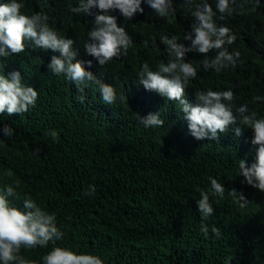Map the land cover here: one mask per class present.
<instances>
[{
	"label": "trees",
	"instance_id": "16d2710c",
	"mask_svg": "<svg viewBox=\"0 0 264 264\" xmlns=\"http://www.w3.org/2000/svg\"><path fill=\"white\" fill-rule=\"evenodd\" d=\"M18 2L26 15L46 14L48 22L74 41L78 59H90L83 37L98 12L73 13L79 0ZM206 2L216 11L217 0ZM141 7L143 13L132 20H125L118 10L109 13L132 39L121 57L125 58L96 71L97 79L115 89L112 105L103 102L94 82L86 81L80 92L65 83L62 74H53L48 64L58 54L51 50H44V55L36 52L32 59L19 54L9 59L10 64L23 63L24 84L38 97L27 113L0 114V129L5 125L13 129L11 137L0 133V190L19 181L20 199L9 198L10 205L23 211V199L30 196L55 214L63 232L55 244L21 248L19 255L30 264H43L53 247H61L97 256L103 264H248L251 259L264 264V193L241 184L229 141L191 144L179 104L139 84L144 64L155 71L169 59L161 37L176 36L187 46L183 36L194 18L184 0H173L175 12L168 17L158 16L143 0ZM233 7L231 16L221 20L217 12L214 19L239 33L240 65L220 73L205 71L202 61L214 57L215 51L208 57L187 53L186 62L196 67L197 76L189 80L185 98L195 104V93L231 90L234 114L247 105L259 113L258 119L264 118V0H236ZM226 48L230 53V46ZM0 64L4 66L0 74L10 73L7 59L5 64L0 57ZM90 69L86 64L85 70ZM149 113H159L164 124L145 128L138 115ZM51 131L57 133V141ZM210 177L224 186L225 194L222 199L210 195L214 211L202 221L197 189L209 192ZM90 186L94 193L84 195ZM231 188L249 197L246 207L228 195ZM202 223L207 236L200 230ZM214 227L220 230L219 237Z\"/></svg>",
	"mask_w": 264,
	"mask_h": 264
},
{
	"label": "clouds",
	"instance_id": "9594fccd",
	"mask_svg": "<svg viewBox=\"0 0 264 264\" xmlns=\"http://www.w3.org/2000/svg\"><path fill=\"white\" fill-rule=\"evenodd\" d=\"M141 2L142 0H79V6L71 9L73 13H99L95 15L87 36L83 37L86 41L85 55L90 56L87 61L78 59V50L73 48L74 41L48 22L46 14L26 15L21 12L24 5L18 0L0 2V57L5 64L7 59L9 66L6 64V67L10 68L7 75L0 74V114L20 115L35 107L38 92L24 84L27 80L25 66L23 63L10 64L9 59L13 54L32 59L36 52L44 55V50L58 54L53 55L48 64V69L53 74H62L64 82L80 92H83L81 87L86 81L94 82L99 86L103 102L112 105L117 100L115 89L97 79L96 71L125 58L121 57L132 46V39L123 27L118 26L117 17L109 13L118 10L125 20H132L135 14L143 13ZM143 2L160 17H168L175 12L173 0ZM184 3L194 18L190 31L183 36V41L188 42L187 46L184 42H178L176 36H162L161 41L166 46L165 52L169 59L166 64H159L155 71L144 64L138 74L139 84L146 91L155 92L166 100L179 104L187 123L191 144L217 143L227 139L239 165L238 175L243 177L241 184L264 193V118L258 119L259 113L247 105L237 108V114H234L231 107L234 94L231 90L195 93V104L189 103L185 98L189 80L197 76L196 67L191 62H186L187 53H199L208 57L209 53L215 51L214 57L202 61L205 71L213 69L220 73L230 66L240 65L237 49L239 33L235 28L230 30L218 25L214 19L217 12L221 20L225 15L231 16L236 11L233 7L236 0H217L216 11H213L206 0H184ZM226 45L230 46V53ZM86 64L91 67V72L85 70ZM0 67L4 66L0 64ZM79 99L83 103L84 97L80 96ZM120 99L123 100L124 97L121 96ZM138 119L145 128L161 127L164 124L159 113H149L143 117L138 115ZM0 133L11 137L13 129L5 125ZM51 136L54 141L59 139L55 131H51ZM34 152L38 153L39 149L36 148ZM209 179V192L197 189L201 197L197 201V210L202 221L207 220L214 211L210 195L222 199L225 194L221 183L214 178ZM18 187L19 181H16L14 186L6 185L0 190V264H30L19 255L21 248H43L50 242L55 244L63 238V232L57 227L55 214L44 211L30 196L23 199V211L10 205L9 198L20 199ZM94 191V186H90L84 195H90ZM228 195L242 208L250 202L249 197L239 188H231ZM200 230L207 236L206 225L202 223ZM212 231L219 237L218 228L214 227ZM43 264H103V261L90 254H76L69 249L53 247L43 257ZM248 264L257 263L251 259Z\"/></svg>",
	"mask_w": 264,
	"mask_h": 264
},
{
	"label": "bare ground",
	"instance_id": "6f19581e",
	"mask_svg": "<svg viewBox=\"0 0 264 264\" xmlns=\"http://www.w3.org/2000/svg\"><path fill=\"white\" fill-rule=\"evenodd\" d=\"M91 72V71H90ZM5 114V113H4ZM6 115V114H5ZM14 119V118H13ZM15 121V120H14ZM19 123V122H18ZM24 123H25V121H24ZM11 139V138H10ZM22 142V141H21ZM24 143V142H23ZM46 146V145H45ZM11 150V149H10ZM6 155V154H5ZM4 155V156H5ZM16 158V157H15ZM12 160V159H11ZM23 160V159H22ZM5 161V160H4ZM13 161V160H12ZM12 163V162H11ZM18 163V162H17ZM20 163V162H19ZM24 163V162H23ZM5 164V163H4ZM8 164H10V163H8ZM56 164V163H55ZM74 164V163H73ZM24 166V165H23ZM4 167V166H3ZM17 169V168H16ZM27 169V168H26ZM9 170V169H8ZM26 171V170H25ZM25 173V172H24ZM16 175V174H15ZM23 177V176H22ZM45 179V178H44ZM37 260V259H36Z\"/></svg>",
	"mask_w": 264,
	"mask_h": 264
}]
</instances>
